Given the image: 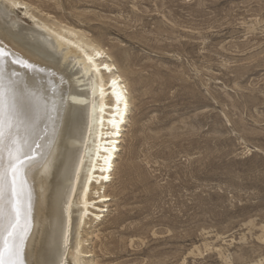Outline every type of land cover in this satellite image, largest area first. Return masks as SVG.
Here are the masks:
<instances>
[{
    "label": "rangeland",
    "instance_id": "obj_1",
    "mask_svg": "<svg viewBox=\"0 0 264 264\" xmlns=\"http://www.w3.org/2000/svg\"><path fill=\"white\" fill-rule=\"evenodd\" d=\"M22 1L131 89L87 264H264V0Z\"/></svg>",
    "mask_w": 264,
    "mask_h": 264
},
{
    "label": "bare ground",
    "instance_id": "obj_2",
    "mask_svg": "<svg viewBox=\"0 0 264 264\" xmlns=\"http://www.w3.org/2000/svg\"><path fill=\"white\" fill-rule=\"evenodd\" d=\"M30 12L22 0H0V28L22 35L51 57L35 80L32 73L17 70L58 108L52 121L41 122L42 130L47 125L41 141L45 163L28 175L32 212L22 259L26 264H87L94 251L84 250L89 240L82 233L84 227L102 224L110 211L107 189L124 149L131 89L106 50L77 30L56 28Z\"/></svg>",
    "mask_w": 264,
    "mask_h": 264
},
{
    "label": "snow or ice",
    "instance_id": "obj_3",
    "mask_svg": "<svg viewBox=\"0 0 264 264\" xmlns=\"http://www.w3.org/2000/svg\"><path fill=\"white\" fill-rule=\"evenodd\" d=\"M26 41L0 28V264H26L22 256L32 212L28 175L45 163L41 141L47 125L42 130L41 122L52 121L58 111L56 102L30 87L17 70L35 80L51 58Z\"/></svg>",
    "mask_w": 264,
    "mask_h": 264
}]
</instances>
